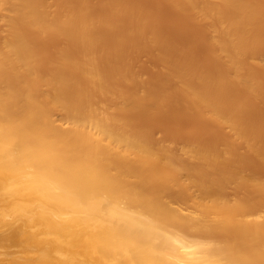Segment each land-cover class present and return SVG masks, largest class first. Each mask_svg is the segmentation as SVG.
<instances>
[{
    "label": "bare ground",
    "instance_id": "1",
    "mask_svg": "<svg viewBox=\"0 0 264 264\" xmlns=\"http://www.w3.org/2000/svg\"><path fill=\"white\" fill-rule=\"evenodd\" d=\"M263 53L264 0H0V264H264Z\"/></svg>",
    "mask_w": 264,
    "mask_h": 264
},
{
    "label": "rangeland",
    "instance_id": "2",
    "mask_svg": "<svg viewBox=\"0 0 264 264\" xmlns=\"http://www.w3.org/2000/svg\"><path fill=\"white\" fill-rule=\"evenodd\" d=\"M143 3L149 8H154L155 0H143ZM159 15V26L164 32L170 34L173 38L174 44L178 47L189 46L194 47L195 52L207 64V60L203 57L205 55V47L199 43V33L197 31H189L185 27L183 19L178 17L170 8L167 6H161L158 8ZM264 54V53H263ZM262 54V55H263ZM260 56V59L264 61V55ZM206 60H204V59ZM144 56L141 57V61H145ZM185 205L184 203H181Z\"/></svg>",
    "mask_w": 264,
    "mask_h": 264
}]
</instances>
